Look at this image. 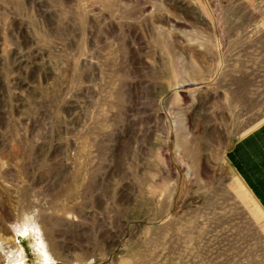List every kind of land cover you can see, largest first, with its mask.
<instances>
[{
	"label": "rangeland",
	"instance_id": "obj_1",
	"mask_svg": "<svg viewBox=\"0 0 264 264\" xmlns=\"http://www.w3.org/2000/svg\"><path fill=\"white\" fill-rule=\"evenodd\" d=\"M263 120L264 0H0V264H264Z\"/></svg>",
	"mask_w": 264,
	"mask_h": 264
},
{
	"label": "crops",
	"instance_id": "obj_2",
	"mask_svg": "<svg viewBox=\"0 0 264 264\" xmlns=\"http://www.w3.org/2000/svg\"><path fill=\"white\" fill-rule=\"evenodd\" d=\"M228 159L244 187L257 200L259 205L252 204L253 208L259 217H264V120L237 139Z\"/></svg>",
	"mask_w": 264,
	"mask_h": 264
},
{
	"label": "bare ground",
	"instance_id": "obj_3",
	"mask_svg": "<svg viewBox=\"0 0 264 264\" xmlns=\"http://www.w3.org/2000/svg\"><path fill=\"white\" fill-rule=\"evenodd\" d=\"M44 252V251H43Z\"/></svg>",
	"mask_w": 264,
	"mask_h": 264
}]
</instances>
